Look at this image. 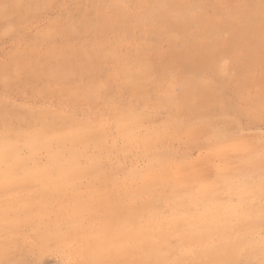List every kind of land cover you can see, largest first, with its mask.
<instances>
[{
  "label": "bare ground",
  "instance_id": "1",
  "mask_svg": "<svg viewBox=\"0 0 264 264\" xmlns=\"http://www.w3.org/2000/svg\"><path fill=\"white\" fill-rule=\"evenodd\" d=\"M46 1L47 3L44 0H0V22L5 20L8 21L11 15L13 14L15 15L19 14L20 16H22L19 17L21 19L22 18L24 19L25 16L31 14L30 12L34 10L37 11L39 10L38 8L41 9L44 6V4H49L48 3L49 0ZM125 1L128 0H94L96 7H100L101 8L100 11L104 15V20H103L104 33L110 31L115 33L116 35L115 42H113L110 45H107V43L104 40H100L99 42L95 43V45H93L91 49L86 47L84 48L81 47L79 49H71L67 47L62 52L56 51L53 57L46 58L48 64L30 65L28 66V70L33 75V77L35 76L45 77L51 80L53 78H56V80L60 78L59 80H61L62 78L67 77L70 73L78 69H83V70L90 69L92 71L93 69H97V71L98 70L101 71L103 69L102 65L104 62L113 60L114 67H112L111 70L112 76L122 85V90L124 91L125 94L128 95L129 102L126 105H119L117 102H115L108 109V111L111 119L110 121L112 122V124H114L117 127V129L122 130V132L126 134L127 141L132 140V136H130V134H132L135 127H136L135 129L138 128V124L142 121L141 118L142 117L147 118L145 114L148 106L155 105L159 109L164 108L169 111L168 118L165 119L164 121H161L159 125L157 124L158 126L155 127L154 129L155 131L154 130L150 131L148 132L149 136L146 135L145 137H141L139 139V142L143 144L145 148L143 153L147 154L149 153L148 149H150V147L153 148L155 142L157 140H160L159 138L162 139L163 137L164 138L168 137L169 139V135L171 136L172 133L171 134L168 133L170 132L169 130L171 129H174V134H175V132H177L175 130L179 131V129L182 128V126L183 128H187L188 131H192L196 127L198 129V127L201 125H203L204 127L205 126L208 127V125L210 124L212 125V123H209L207 125L206 123L203 122L204 117H206L209 114L204 115L198 113L196 110L197 104L199 102V95L201 92L205 90L210 92L208 93L209 98L206 100L207 112H209L213 107H218L219 111L222 110L223 112L226 110L222 108V105H224L227 102L226 94L224 93V91L221 90L219 85L214 83L213 85L212 82L210 84L207 83L208 81L206 82L204 80L205 78L204 79L202 78V70L203 68L206 67L208 68L214 65V69L213 71H211L212 74L213 72L214 75L215 74L222 75L224 72L227 73L226 71L228 70L226 69L224 70L225 66H223L224 64L222 65V63H224L225 61L222 62L221 60H217L216 58L213 59L214 57L213 53L218 52L219 53L218 56L221 59H224L226 56L232 53L242 54L241 53L242 49L246 48L245 50H247V47L249 48V45H251V43L247 47H245L247 44L244 45V40H247V37L250 35H252L253 37H255V35H258L256 36L257 38L259 36L262 38V41L259 43L257 41H253L254 43L256 42L255 43L256 45H259V47L256 46L257 49L259 48V50L257 51L260 52V49L262 50L260 45L261 43H263L264 45V1L263 0H223L222 4L226 5V7H219L220 10L219 8L215 7V10L218 9L216 18L221 13L222 14L225 13L226 15L225 17L227 18L226 21L230 22L229 25L231 24L234 25V29H237L234 35L227 39H223L221 37V35H223L222 32L225 33L226 31L225 30L226 26L225 28H223L224 27L223 23L222 24L217 23L215 18L214 20L212 18H209L206 11L202 13L199 12V10L206 8V2H205L206 0H130L134 7L133 12H129L124 8ZM215 3L216 2H214V4ZM107 9L110 11V13L108 16H105L104 12H106ZM101 15L102 14H100V16ZM103 15L101 16V18L103 17ZM82 24H86V22L83 21ZM247 24H250V26H248L249 29L246 30L245 26ZM125 28L128 29L133 28L140 30L148 28L150 30V33L168 38L174 46L184 47V49L181 50L182 52H181L180 62H183L186 65L185 67L183 66L182 68L183 70H180L176 82L185 89L182 95L177 96L175 94L173 86H169L167 83H165L167 85H164V83H162L161 75L162 73L164 74L163 70L165 66H162L160 68H155L152 65L151 59L148 55L149 44L146 41L144 40L141 41L139 43V46L134 51V53L130 52L127 53L126 55L125 54L121 56L119 55L121 50L120 49L121 42L122 39L125 37L124 34ZM69 29L71 30L72 28ZM102 37L104 39V35ZM257 38H255V40ZM188 41H192V43L189 44H193L195 45V47L189 46ZM123 45H125V43L122 44V47ZM251 47L252 46H250V48ZM256 48L255 49L253 48L254 51L256 50ZM21 54L19 53V55L22 58L24 57V55H26L24 53ZM252 54L253 53H251V56H253ZM260 56H262V54H260ZM245 57L248 58L249 54ZM26 58L24 57V60L21 58H17L16 68L20 66V63L17 66V62H19V60H22V62L24 61V63L31 61V59L29 60L30 56L29 58L27 59ZM263 58L264 55L262 56V58L260 57V59L258 60L262 61L264 60ZM25 60L28 61L25 62ZM168 62L170 63L172 62V60ZM34 63L35 62L33 61V64ZM175 63L172 66L173 70L176 68ZM165 65H166L165 69H167V64ZM23 66L26 67V64H23ZM207 68L204 70H209ZM169 69L171 68L169 67ZM177 69H179V67ZM204 70H203V75H204ZM225 73L224 75L227 76V74ZM101 74L97 73L96 75L98 76H95L94 74L93 76L86 77L85 80L83 79L84 83L80 88L81 92H75L72 90V94L70 95V98L72 97V99L73 98L79 99V101L80 99L84 98V100L86 101V99L88 100L87 97L89 96L91 98L93 97L92 98L93 100H98L97 95H99L100 93L98 89L102 88L100 86L103 82V80H101L99 76L101 75L102 78H106L105 73L104 75L103 73ZM163 76L165 77V74ZM222 77L223 76H221V78ZM0 78H3V75L0 76ZM101 90H104V88ZM107 90L109 91V89ZM88 103L89 102L87 101V103L84 105H87ZM91 105L94 107V103H92ZM34 115L37 116L36 114ZM32 120L33 119L26 120L28 122V126H27L28 128L25 131L27 132L24 133L21 132L22 135L19 134L20 131L17 133L18 130H16V128L11 127V125H9L6 122L3 123L2 128L0 129V187H6L9 183H11L12 176L14 175L13 172H16L18 167L21 166L22 169L23 167L25 169V172L23 170V172L25 173V175L23 176H25L27 180L33 179V181L35 180L39 182L41 187L47 191L59 192L62 195H66V193L72 189L75 180L79 179L80 176H83L85 174L87 175L86 172L88 170L90 171L91 167L96 166L97 164L101 166L100 164L101 162L99 161L105 158V154H101L97 157L95 156V158L92 157L93 159L92 158L91 160L89 159L90 163H88L89 164L88 168L87 167L83 168L84 166L82 167L81 166L82 164L79 162L80 152L77 153V151L75 152L74 150H72L73 152H70L69 154H65V152L62 150V151H51V152L49 151L50 153L48 156L49 158L46 163L44 162L45 164L36 162L35 164L32 163L34 164L33 168H29L27 166L26 161L24 162L22 160L23 158L21 157L22 155L20 156L16 142L18 141L17 140L18 138L23 136V134H24L23 139L27 141V142L25 141L27 143L25 145L28 146L31 152L34 154L35 151L37 153L39 147L42 144H45L46 146H52V143L54 141H58V142L64 141V143L66 144V142L76 141L77 139L81 140L84 135L83 130H85L86 126H88L89 123V122L84 123L82 121H79L77 120V118H73L72 120L69 119L67 121H69L72 124L71 128L73 127V129H70L71 131L69 130L66 131L65 129H63L65 130V133L62 134L63 136L60 135V139L57 136L56 139L55 134L53 137L50 135L51 134L50 132L52 130L55 131L54 128H56L55 125L56 122L53 123V121L48 122L44 120H42L41 122L40 121L36 122ZM143 122L144 121H142L141 123ZM59 125L57 124V126ZM93 129L95 130L96 128ZM212 130L210 128L209 131H211L212 133L209 131L208 132L213 135ZM151 132H154L152 133L153 135L150 134ZM193 132L195 131L193 130ZM205 133L206 136L209 134L207 132ZM98 134L99 133H97V135ZM109 134L110 133H108V135ZM218 134L217 136L215 135L217 142L224 146V143L227 142V139H225V136L222 135L220 132ZM156 135H160V136L158 137ZM86 136L88 137V134ZM93 136L89 135L90 138ZM90 138L88 140H90ZM230 139L231 138L229 137V140ZM25 142L23 140V143ZM95 143L96 141L94 142V144ZM101 143H103V141ZM165 143L167 146V142L164 141L163 144ZM125 144H127V142ZM135 144L134 146L133 145L132 146L135 147ZM207 144H209L210 147H212L213 145V144L211 145V143H207ZM59 146L63 147L62 145ZM215 146L213 145L214 148ZM95 147L97 148V146ZM123 147L126 146L124 145L122 146V148ZM208 147L209 146H207V148ZM85 148L87 147H84L83 151L85 150ZM108 148L110 147L108 146ZM123 150L124 149H122V151ZM251 150L254 149H250V152ZM85 153L86 151L83 154ZM252 153L254 152L252 151ZM150 154H152L151 149H150ZM156 154H158V150ZM159 154L160 156L155 155V153L153 154L155 155V157L154 159H152L151 162L152 165H150L152 170L154 167L155 172L150 170L140 176L138 175L139 173L138 171L137 173L138 176L137 175L135 177L133 176V180L134 181L137 180V182L139 180L140 183L137 185L136 189L134 188L135 189L134 193L131 196L130 195L128 196L129 198L128 201L127 199H125L127 201L126 204L123 205L121 204L122 202H120L117 205V207L105 208L102 206L104 204L103 198L100 199L93 197L95 195L93 196L88 195L90 197H93L91 201L89 200L90 197L88 198L80 197L79 199H72L71 201L68 198V200L65 201V205H70L71 203H74L73 206L71 205L73 219L70 220V222H74V223L71 225L72 228L70 230L73 231L75 235L80 237L81 245L84 249L85 255H87L88 257L89 263L101 264L102 260L106 258L109 261V264H119V258L124 257L126 258L128 264H170L172 261L169 259L170 254H169V249L167 247V244L169 243V239L172 236L183 235V234L185 235L184 237L187 239L185 241L186 250L183 253V257L177 261H173L172 262L173 264H182L184 261L189 260V258L191 259L193 264L252 263L253 260L258 257V253L251 254L245 251V249L248 248L247 243L245 241H239L241 250L238 252L234 251L233 246L231 245V243H229L228 240L227 241L224 240L223 242L217 241L218 238L226 239L228 232L235 231L237 226H240L238 227V230L235 231L237 239L246 238L245 233L250 234L252 232V229L247 228L245 218L238 217L236 207L232 206L230 203H225V204L221 203L219 201V197L222 191H229L233 194L239 195L241 202H243L244 197L246 195L247 196L250 195L251 191L253 192V190H251L252 188H254L256 191H264V182L262 183V181L260 180L259 181L255 180L256 182H254V181H250L249 179H246L247 181L244 182L243 184H238L236 183L235 180L237 179V177L234 179L232 177L231 171H224L220 174V177L217 178V180H213V181H208L200 177H194V180L191 179L179 180L180 182L178 183V186L185 188L184 191L183 190L180 191L183 192L188 191V192L182 193L179 190H176L174 192L171 191V193H168L167 188L170 189V187L172 186L171 185L169 187V183L171 179L176 180V178L178 179L180 177L181 173L179 171V168L181 167L179 168L173 167L169 164V159L170 156L172 155L171 153H169L171 154L169 155L168 153L164 152V154H166L167 156L169 155L168 156L169 159L168 157L161 156V154L164 155L163 153H159ZM242 156L244 155L242 154ZM245 156L242 158H245ZM26 160L30 162L29 159ZM38 160L40 161V159ZM149 160L151 161V159ZM248 160H250V158ZM29 166L31 167V164ZM185 166H187V163ZM247 166L249 167V165ZM244 167L245 165L243 166V168ZM102 168L104 167L101 166V169ZM184 168L182 167L183 170ZM251 168L253 169V167ZM97 169L98 166L96 170ZM252 169H250V171H252ZM104 171L101 172L104 173ZM98 173H100L99 170ZM112 179L114 180L113 177ZM113 180L112 183L114 182ZM133 180L131 179V181ZM134 183L136 184V182ZM193 185L194 187L196 185L198 188L196 191L190 192V190L193 188ZM158 187H161L163 189L161 191L163 192L160 191L161 192L160 194L158 193L154 195L153 191L156 192ZM114 195L115 197H117L115 192ZM144 195H149V197L146 196L147 199L148 198L149 199L148 200L144 199L142 200V202H138V199L139 198L142 199ZM64 199L66 198L63 197V200ZM21 200H23L22 197H10V198L8 197V199L6 200L0 199V203L4 202L0 204V235L2 233H6L8 230L6 228L8 227L13 228L14 230L17 229V226L20 224V222H22L19 220L20 214L21 213L23 214V212L26 214L28 212L27 207H23L21 204H19ZM108 202H111V200H109ZM201 203L204 205L203 210L198 209V206ZM106 204L111 205V203H106ZM86 208L89 210L90 208L91 210L97 208L98 210L97 211L94 210V212L90 211L91 213L89 212V214H87L88 211ZM99 209L101 211H99ZM165 209L168 210L165 211ZM21 210H23V212H21ZM50 211H51L50 204H45V205H41L38 211L27 214L31 216H35L37 214V217L39 218L38 224L42 226V228H37V230H39L38 234H39V239H41V241L46 242L50 240H59V241L60 239L65 240L66 237L61 232L60 224L64 222L67 223L69 222L66 213H59V212L56 213L58 217V221H57L58 225H55L44 220L45 217H48V213ZM257 217H259L258 221H262L264 219L261 218L259 214H257ZM258 221L252 223V225H255V230L257 231L259 229ZM1 246L4 247V244H1ZM3 251L4 249L0 250V254L3 253ZM222 253H224V256L219 257Z\"/></svg>",
  "mask_w": 264,
  "mask_h": 264
},
{
  "label": "rangeland",
  "instance_id": "2",
  "mask_svg": "<svg viewBox=\"0 0 264 264\" xmlns=\"http://www.w3.org/2000/svg\"><path fill=\"white\" fill-rule=\"evenodd\" d=\"M44 1L47 3L46 0ZM49 1V4H44L43 7L41 6V9L38 8L39 10H34L30 12L31 14L28 13L29 15L25 16L24 19H21L20 17L22 16H20L19 14H13L8 21L5 20L0 22V76L3 75V78H0V129L2 128L3 123L6 122L11 125V127L16 128V130H18L17 133L20 131L19 134L22 135V133L27 132L25 131L28 128V122L26 121L27 119H33L32 121L36 122H41L42 120L48 122L53 121V123L56 122L55 125L56 128L58 127V130L54 128L55 131L52 130L50 132L51 134H49L52 137L55 134L56 139L57 136L60 139V135L64 134L65 130L71 131L70 129H73V127L71 128L72 124L67 120L77 118V120L84 123L89 122L85 130H83L84 135L81 140L77 139L76 141L66 142V144L64 143V141H54V144L52 143V146H46L45 144H42L39 147L37 153L35 151L34 154L31 152L29 147L25 145L27 144V141L23 139V134V136L20 137L22 139L18 138V141H16L19 153L20 156L22 155V160L24 162L26 161L29 168H33V165L36 162L45 164L49 158V151L51 152L63 150L65 154L73 152L72 150H74L75 152L77 151V153L80 152L79 162L82 164V167L84 166L83 168H88V163H90L92 157L95 158V156L97 157L101 154H105V158L99 161L101 162V166L104 168L101 169V166L99 164L91 167L90 171L88 170L86 172L87 175L85 174L83 176H80L79 179L75 180L72 189L69 190L66 195H62L59 192H51L43 189L39 182L35 180L33 181V179L27 180L25 176H23L25 175L24 167L22 166L23 169L21 168V166L18 167L16 172H13L14 175L12 176L11 183H9L6 187H0V199L6 200L8 199V197H22L23 200H21L19 204H21L23 207L28 208L27 213H34L40 209L41 205L50 204L51 211L48 213V217L44 218L45 221L58 225V217L56 213L59 212L66 213L69 222L60 224L61 232L66 237L65 240L60 239V241L50 240L43 242L41 241V239H39V230H37V228H42V226L38 224L39 218L37 217V214L35 216H31L27 213L25 214L23 210H21L23 214H20L21 217L19 216V220L22 222H20V224L17 226V229L14 230L13 228L8 227L6 228L8 229L7 232L0 235V250L4 249L3 253L0 254V264H90L88 261V257L87 255H85L84 249L81 245L80 237L75 235V233L70 230L72 228L71 225L74 223L70 222V220L73 219L72 206L74 205V203L65 205V201H67L68 198L71 201L72 199H79L80 197L88 198L95 195L93 197L100 199L103 198L104 202H102L104 204L101 205L105 208L117 207L120 202H122L121 204L123 205L126 204L129 199L128 196H131L134 193L137 185L140 183L139 180L138 182L137 180L134 181L133 176L135 177L138 171L140 173H138V175L140 176L145 174V172L147 171H154V167L152 170L150 165H152L151 162L152 159H154L155 155L160 156L159 153H171L172 155L169 154L171 155L170 159L174 157L173 159H171L172 161L169 159V155L167 156L166 154H161V156L168 157L169 164L171 166L178 168L181 167L179 168V171L181 173L180 177L178 179L176 178V180L171 179L169 187L171 185L172 186L170 187V189L167 188L169 190H167L168 193H171V191L174 192L176 190L184 191L185 188L178 186V183L180 182L179 180H194V177H200L208 181H213L217 180V178L220 177V174L224 171H231L232 177L234 179L237 177V179L235 180L238 184H243L247 181L246 179L254 182L259 180L262 181V183L264 182V60H258L264 55V45L263 43H261L260 47L262 48V50L260 49V53L259 51H257L259 50V48H256V46L259 47V45H256V42H253H261L262 38L260 36L258 38L256 37L258 35H255V37H253L252 35L248 36L247 40H244V45L247 44L245 47H247L250 43L251 45H249V48L247 47V50H245L246 48H243L241 51L242 54L232 53L226 56L224 59H221L218 56V52L213 53V59L216 58L217 60H221L222 62L225 61L224 63H222V65L224 64L223 66H225V68L223 67L224 70H228L226 71L227 73L224 72L225 74H227V76H225L224 73L222 75H214L213 72L212 74L211 71H213L214 65L208 68L206 67L209 70H204L206 68H203L204 75L202 70V78H205L204 80L206 82L208 81L207 83L209 84L212 82V84L214 83L219 85L221 90L226 94L227 102L222 105V108H224V110L226 109L224 112L222 110L219 111L218 107H213L209 112H207L206 100L209 98L208 93L210 92L205 90L199 95V102L197 104L196 110L198 113L204 115L209 114L204 117L203 122L207 125L209 123H212L213 127L211 124L208 125V127H204L203 125H201L198 127V129L197 127L193 129L195 131L193 132V130L188 131L187 128H183L182 126L183 129L180 128L182 131L180 129V132L178 130H175L177 131L175 132V134L174 129H171L168 133H172L171 136L169 135V139L168 137H163L162 139L159 138L161 141L157 140L153 145V148L150 147L152 154H150V149H148L149 153L146 154L143 153L145 148L143 144L139 142V139L141 137H145L146 135L149 136L148 132L153 131L161 121H164L168 118L169 111L164 108L159 109L155 105L148 106L145 114L147 118H141V120L144 122L141 123V121L138 124V128H134V131L132 132V134H130V136H132V140L127 141L126 134L122 132V130L117 129V127L110 121L111 119L108 111V109L115 102H117L119 105H126L129 102V97L122 90V85L112 76L111 70L112 67H114L113 60L104 62L102 65L103 69L101 71L98 70L99 72L97 71V69H93V71L90 69H78L70 73L67 77L62 78L61 80H59L60 78L58 80H56V78H53L51 80L45 77H33V75L28 70V66L30 65L48 64L46 58L53 57L56 51L62 52L67 47L71 49H79L81 47L91 49L93 45H95V43L99 42L100 40H104L107 45L112 44L116 40L115 33L111 31L104 33V15L100 11L101 8L96 7L94 0ZM205 2L207 10L206 8H203L202 10H199V12L202 13L206 11L209 18H212L213 20L215 18L217 23H223V28H225L226 26V31L224 30L225 33L222 32L223 35H221L223 39L232 37L237 29H234V25H229L230 22L226 21L227 18L225 17V13H221L216 18L218 9L215 10V7H226V5L222 4L223 0H206ZM214 2H216V5L214 4ZM97 8L99 12L97 11ZM124 8L129 12L134 11L133 4L130 0L125 1ZM96 11L98 12V14ZM109 13L110 11L108 9L106 10V12H104L105 16H108ZM100 14L103 15L102 18V15L100 16ZM83 21H85L87 25L82 24ZM248 26H250V24H247L245 26L246 30L249 29ZM69 28L72 29L70 30ZM132 29L133 28L124 29L125 37L122 39L119 55H126L130 52L134 53L136 48L139 46V43L143 40L146 41L149 44L148 55L151 59L152 65L155 68L165 66L163 70L165 77L163 76V73L161 75L162 83H164V85L168 84L169 86H173L175 94L177 96L182 95L185 89L176 82L180 70H183V66L185 67L186 65L185 63L180 62L182 52L181 50H183L184 47L174 46L168 38L162 37L160 35H154L150 33V30L148 28L142 30L133 29L134 31ZM103 35L104 39L102 37ZM255 38L257 39L255 40ZM124 43L125 45H123L122 47V44ZM189 43H192V41H188V44ZM189 46L195 47V45L193 44H189ZM250 46H252V49L250 48ZM253 48H256V50L254 51ZM19 53L26 54L24 55L25 58L26 56L27 58H29L30 56L29 60L31 59V61L24 63V61L22 62V60H19V62H17V66L19 65V63L20 66L16 68V59L21 58L24 60V57L22 58ZM251 53H253V56H251ZM259 53L262 54V56H260ZM248 54L249 59L245 57ZM171 60L172 62L169 63L168 61ZM26 61L28 60H25V62ZM33 61L35 62L34 64ZM258 61L260 62V64ZM174 63L176 64V68L173 70L172 66L174 65ZM23 64H26V67L23 66ZM165 64H167V69H165ZM168 66L171 69H169ZM178 67L179 69H177ZM97 73H103V75L105 73L106 75V78H102V74L99 76V78L103 80V82L100 86L102 88L98 89L100 93L97 91L99 93V95H97L98 100H93V97L91 98L89 96L87 97L88 100L85 98L86 101L84 100V98L80 99V101L79 99H72V97L70 98L72 90L75 92H81L80 88L84 83L83 79L85 80L86 77L93 76L94 74L95 76H98L96 75ZM221 76L223 77L221 78ZM103 88L104 90H101ZM107 89H109V91ZM87 101L89 102V105H84L87 103ZM92 103H94V107L91 105ZM34 114H36L37 116H35ZM206 120L209 121L207 122ZM150 122H152L153 124ZM57 124L60 125L57 126ZM139 126L140 129L142 128L141 130L139 129ZM214 127L216 128V130ZM93 128L96 129L94 130ZM210 128L211 130L213 128L212 131L214 137L211 134L212 132L209 131ZM214 130L218 132H215ZM208 131L211 133H209ZM205 132L209 134L206 136ZM219 132L225 136V139H227V142H225L226 144L224 143V146L217 142L216 136ZM97 133H99V136L97 135ZM108 133L110 134L108 135ZM152 133L154 132H151L150 134L153 135ZM85 134H88V137ZM93 134L94 136H96L94 137ZM89 135L93 137L90 138ZM156 136L159 137L160 135ZM229 137L233 140H229ZM89 138L90 140H88ZM23 140L24 142H26L23 143ZM101 140L103 141V143H101ZM87 141H91L92 143L89 142V144ZM95 141L96 143L94 144ZM164 141L167 142V146L166 143L163 144ZM85 142H87L88 144ZM126 142L130 146L125 144ZM207 143H211V145L214 143L213 145H216L217 147L215 146L214 148L213 145L212 147H210V145ZM134 144L135 147H133ZM59 145H62L64 148ZM73 145H75L76 147ZM124 145L126 147L122 148V146ZM95 146H97V148ZM108 146L110 148H108ZM207 146H209V149L207 148ZM84 147L87 148H85V150L83 151ZM127 147H131V150ZM243 148L246 150H244ZM122 149L124 150L122 151ZM213 149L215 150V152ZM250 149L254 150H251L250 152ZM157 150L158 154H156ZM85 151L86 153L83 154ZM252 151L254 153H252ZM154 153L155 155H153ZM242 154L244 156L246 155L247 157L245 156V158H242L244 157L242 156ZM148 158L151 159V161ZM249 158L250 160H248ZM26 159H29L30 162H28V160ZM38 159H40V161ZM83 162L86 163L84 164ZM177 162L181 164H178ZM29 163L31 164V167L29 166ZM183 163L185 165L187 163V166H185ZM257 163L259 167L257 166ZM244 165V168L246 170L243 168ZM247 165H249V167ZM97 166L98 169L96 170ZM182 167H185L184 170L182 169ZM251 167H253V169ZM239 168H242L244 170ZM250 169H252V171H250ZM98 170L100 173H98ZM101 171H104V173ZM112 177L114 178V180L112 179ZM131 179L133 181H131ZM112 180L114 181L113 183ZM134 182H136V184ZM159 188L161 187H158L157 189V191L159 192H157L156 190V192L153 191L154 195L163 192L161 191L163 189ZM197 188L198 187L196 185L195 187L193 185V188L190 190V192L196 191ZM251 190H253V192L251 191V194L248 196L245 192L246 196L244 197L243 202H241L240 196L237 194H233L229 191H222L220 193L219 201L224 204L230 203L232 206H235L238 217L245 218L246 226L247 228L252 229V232L250 234L245 233L246 238L237 239L235 231L238 230V227H240L237 226L235 231L228 232L226 239L218 238L217 241L223 242L224 240H228L229 243H231V245L233 246L235 252L241 250L239 241H245L248 247L245 249V251L251 254L258 253V257L254 259L250 264H264V219L262 221H258L259 217H257V214H259L261 218H264V191H256L254 188H252ZM183 191L180 192H188ZM114 192L116 193L117 197H115ZM144 196L142 197V199L139 198L138 202H142V200L149 197V195ZM63 197L66 199L63 200ZM93 197H90L89 200L91 201ZM125 199H127V201ZM107 200H111V202H108ZM105 201L106 203H111V205H107ZM2 203L4 202H1L0 204ZM203 208L204 205L201 203L198 206V209L203 210ZM94 210L97 211L98 209L96 208ZM94 210H91V208L90 210L87 209V214H89L90 211L94 212ZM167 210L168 209H165V211ZM99 211L101 210L99 209ZM256 221L259 222L258 231L255 230V225H252V223H255ZM184 236V234L176 235L172 236L169 239L167 247L170 254L169 259L172 262L177 261L183 257V253L186 250L185 241L187 240ZM1 244H4V247H2ZM222 256H224V253H222L219 257ZM172 262L170 264H173ZM101 264H109V261L105 258L102 260ZM119 264H128L126 258L120 257ZM182 264H193V262L189 258V260L184 261Z\"/></svg>",
  "mask_w": 264,
  "mask_h": 264
}]
</instances>
